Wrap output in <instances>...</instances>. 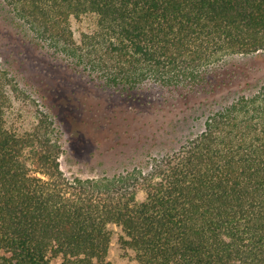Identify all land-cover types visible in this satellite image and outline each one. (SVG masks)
Returning <instances> with one entry per match:
<instances>
[{"label": "trees", "instance_id": "trees-1", "mask_svg": "<svg viewBox=\"0 0 264 264\" xmlns=\"http://www.w3.org/2000/svg\"><path fill=\"white\" fill-rule=\"evenodd\" d=\"M0 6L40 51L141 102L154 87L219 94L237 80L228 59L264 54V0ZM248 84L215 98L176 149L69 177L64 105L0 62V264H113L114 239L133 264H264V81Z\"/></svg>", "mask_w": 264, "mask_h": 264}, {"label": "rangeland", "instance_id": "rangeland-1", "mask_svg": "<svg viewBox=\"0 0 264 264\" xmlns=\"http://www.w3.org/2000/svg\"><path fill=\"white\" fill-rule=\"evenodd\" d=\"M84 23L74 24L75 29H84ZM0 62L22 84L47 96L51 103L57 98V104L64 105L68 128L61 164L69 177L103 176L144 165L151 154L176 149L181 141L200 132L204 123L201 114L215 98L220 100V95L230 90L249 87L248 83L255 88L264 81V54L237 56L226 63L235 70L237 80L219 94L154 87L143 91V102L137 101L96 86L63 60L40 51L1 6ZM23 107L31 121L35 108L28 101ZM139 199L143 200V195ZM110 259L113 264H133L122 258L116 239Z\"/></svg>", "mask_w": 264, "mask_h": 264}]
</instances>
